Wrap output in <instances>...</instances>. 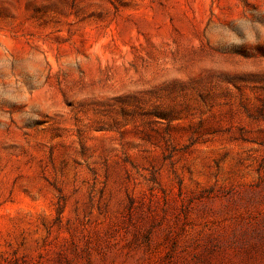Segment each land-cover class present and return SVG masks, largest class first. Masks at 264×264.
Here are the masks:
<instances>
[{"label": "rangeland", "instance_id": "1", "mask_svg": "<svg viewBox=\"0 0 264 264\" xmlns=\"http://www.w3.org/2000/svg\"><path fill=\"white\" fill-rule=\"evenodd\" d=\"M0 264H264V0H0Z\"/></svg>", "mask_w": 264, "mask_h": 264}]
</instances>
